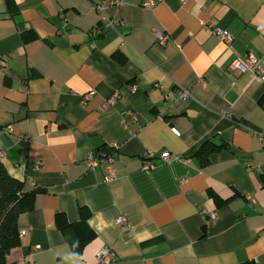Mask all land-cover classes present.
<instances>
[{"label": "crops", "instance_id": "obj_1", "mask_svg": "<svg viewBox=\"0 0 264 264\" xmlns=\"http://www.w3.org/2000/svg\"><path fill=\"white\" fill-rule=\"evenodd\" d=\"M12 1L0 0V161L34 195L7 264H99L104 246L109 264H264V86L228 71L248 52L264 61V0ZM207 141L225 147L202 162ZM104 150L109 181L104 161L85 168ZM81 208L94 236L76 251L56 217L76 223Z\"/></svg>", "mask_w": 264, "mask_h": 264}, {"label": "trees", "instance_id": "obj_2", "mask_svg": "<svg viewBox=\"0 0 264 264\" xmlns=\"http://www.w3.org/2000/svg\"><path fill=\"white\" fill-rule=\"evenodd\" d=\"M6 2L9 7L13 3L12 0H6ZM21 36L24 43L37 37L33 30L24 32ZM224 147V143L217 145L207 141L196 151V155L202 162H207L211 153ZM104 152L109 151L104 150ZM33 195L34 191H23V182L12 177L0 161V264H7V253L19 243L17 219L19 215L31 209ZM88 217L89 214L84 208L80 209V220L76 223H69L62 215L56 217V225L60 231L72 232L71 245L76 251H79L82 245L94 236L87 223Z\"/></svg>", "mask_w": 264, "mask_h": 264}, {"label": "built area", "instance_id": "obj_3", "mask_svg": "<svg viewBox=\"0 0 264 264\" xmlns=\"http://www.w3.org/2000/svg\"><path fill=\"white\" fill-rule=\"evenodd\" d=\"M156 2L155 0H147L142 3V6L144 8H153L155 6ZM97 10L101 11L103 9L102 4H97ZM110 25V24H108ZM213 34H216L220 37L222 42L225 44L226 47L230 46L232 35L229 33L228 30H221L218 28H212L211 29ZM157 42L161 45H164L167 41V38L165 36H157ZM228 71L233 74H240L244 72H250L252 74V78L258 82H260L264 86V61L257 58L253 53H246L242 57H235L228 66ZM134 88V86H132ZM92 92L87 93L84 96V99L87 100L91 96ZM188 95L187 90H182L179 92L178 96L179 98H185ZM117 97V93L114 92L111 96H109L102 105V108H105L109 106L115 98ZM171 96H167L166 98H170ZM173 132L177 133L174 128H172ZM8 132H11V128H7ZM168 153L163 152L161 155L160 160H166L168 158ZM102 160L105 162V176L104 180L109 181L115 177L114 168L112 166L113 158L111 153L101 151L97 156L94 154H89L86 158L85 162V168L88 171H93L94 168L98 165L99 161ZM41 165L40 162H36L33 167L35 169L39 168ZM155 165L153 161H148L144 164L143 168L148 169ZM211 216H214L215 213L211 212ZM117 223L123 224L126 222L124 217H118L116 219ZM25 233V230H21L18 232L19 236L23 235ZM97 262L99 264H109L113 261V252L109 247H102L98 253H97Z\"/></svg>", "mask_w": 264, "mask_h": 264}]
</instances>
